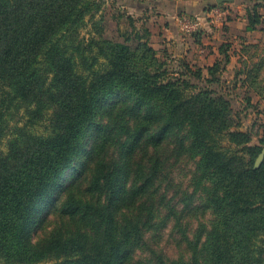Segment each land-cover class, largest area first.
I'll return each mask as SVG.
<instances>
[{"label": "trees", "instance_id": "16d2710c", "mask_svg": "<svg viewBox=\"0 0 264 264\" xmlns=\"http://www.w3.org/2000/svg\"><path fill=\"white\" fill-rule=\"evenodd\" d=\"M103 2L0 0V143L9 114L24 108L30 124L49 116L47 134L16 127L0 151V264H148L134 253L152 226L166 148L199 157L215 215L191 257L169 264H264V160L255 167L264 137L240 129L220 86L231 45L219 47L224 60H184L174 73L148 26L105 37ZM247 18L248 31L262 22L256 7ZM262 67L244 84L255 87ZM52 206L62 223L36 238Z\"/></svg>", "mask_w": 264, "mask_h": 264}, {"label": "rangeland", "instance_id": "374dc122", "mask_svg": "<svg viewBox=\"0 0 264 264\" xmlns=\"http://www.w3.org/2000/svg\"><path fill=\"white\" fill-rule=\"evenodd\" d=\"M103 1L96 18L103 25L107 38L124 40L125 35L134 34L135 26L141 30L148 26L151 34L154 31L158 33L162 28L161 22L156 21V11H148L147 17H151V20L145 21L146 12L135 13L128 7L119 9L116 8V2ZM161 1L165 9L171 4L176 18L199 17L202 25L199 30L190 32L182 31L177 25L179 31L184 33L181 45L172 38L168 41L165 37L166 41L162 42V36H151L160 58L168 62V67L174 73L180 74L184 60L196 67L212 64L216 59L225 58L219 49L221 44H230L228 52L231 60L224 63L220 86L231 100L234 118L241 124L240 129L251 133L252 142L261 143L260 139L264 137V0L223 2L211 11L205 10L210 0ZM255 7L261 14L262 22L256 29L248 31L247 9L253 10ZM260 64L263 67L255 87L244 84L246 70H257ZM8 118L9 130L0 143V151H7L9 139L16 127H24L36 134L49 132V116L37 124H30L22 108L20 112L9 114ZM162 157L165 165L157 179L153 196L157 206L155 216L152 226L145 228L144 240L134 253V262L140 260L148 264H169L173 259H189L198 236L203 235L204 240L215 219L213 211L205 206L207 193L204 186H208V183L204 179L200 180L197 171L199 157L195 160L187 155L177 157L170 148L165 149ZM75 173L74 169H69L66 175L72 177ZM87 182L88 179L79 182L77 189H84ZM62 220L55 206L49 207L36 227V238L48 236ZM53 262L47 260L37 264Z\"/></svg>", "mask_w": 264, "mask_h": 264}, {"label": "crops", "instance_id": "0c3cea01", "mask_svg": "<svg viewBox=\"0 0 264 264\" xmlns=\"http://www.w3.org/2000/svg\"><path fill=\"white\" fill-rule=\"evenodd\" d=\"M116 2V8L118 7L119 9L123 8H130L131 10L133 9L135 13H143L146 12V15L144 16L145 21H150L151 17L148 16V11H156L155 16H157L156 21H160V25L162 26L160 31L156 33L155 31L151 34L152 37L155 35L157 36H162L164 39L162 42H165V37L168 38V41L170 39H175L176 43L180 44L182 42V36L183 32L179 31L180 29L178 28L177 25L180 26L179 19L178 17L174 16L176 13L174 12V8L169 4V7L165 9V6L161 3L160 0H155L154 2L151 0H110L109 2ZM162 19H164V23L162 22ZM150 36V37H151ZM181 39V40H180ZM152 43V40H151ZM214 63V62H213ZM212 63V64H213ZM210 65V64H208Z\"/></svg>", "mask_w": 264, "mask_h": 264}, {"label": "built area", "instance_id": "2783aa9c", "mask_svg": "<svg viewBox=\"0 0 264 264\" xmlns=\"http://www.w3.org/2000/svg\"><path fill=\"white\" fill-rule=\"evenodd\" d=\"M180 28L184 32H190L192 30H199L202 22L200 18H191L187 16H182L179 19Z\"/></svg>", "mask_w": 264, "mask_h": 264}, {"label": "water", "instance_id": "95a60500", "mask_svg": "<svg viewBox=\"0 0 264 264\" xmlns=\"http://www.w3.org/2000/svg\"><path fill=\"white\" fill-rule=\"evenodd\" d=\"M216 1L219 4H221L223 2H231V1H234V0H216ZM263 160H264V147H263L262 151L260 152L259 156L256 159L255 167H259L262 164Z\"/></svg>", "mask_w": 264, "mask_h": 264}]
</instances>
